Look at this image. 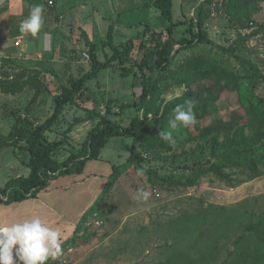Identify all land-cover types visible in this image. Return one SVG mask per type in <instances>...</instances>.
Listing matches in <instances>:
<instances>
[{
    "label": "rangeland",
    "instance_id": "rangeland-1",
    "mask_svg": "<svg viewBox=\"0 0 264 264\" xmlns=\"http://www.w3.org/2000/svg\"><path fill=\"white\" fill-rule=\"evenodd\" d=\"M180 1L176 0V19H185L188 25L192 20L195 31L200 20L213 44L181 51L146 101L140 95L149 76L141 77L137 50L126 58L124 70L116 64L88 82L84 105L106 106L112 96L119 99V108L138 102L123 115H113L126 127L138 117L142 127L133 143L123 137L111 140L105 156L116 162L103 197L71 236H62V256L47 264H264V2L189 0L184 14ZM83 2L86 12L77 8ZM153 2L0 0V153L24 155L30 131L53 114L54 99L66 83L64 72L70 66L81 68L84 55H89L83 50L89 35L82 23L89 13L97 17H92L88 31H100L106 42L109 24L104 20L111 21L114 31L120 20L134 27L124 24L127 28L113 34L116 45L123 49L135 41L152 48L157 35L152 32L163 28L159 16L146 10ZM36 4L44 9L38 33L42 41L36 53L29 51L26 62H20L19 49L32 36L21 34L19 25ZM115 9L120 14L115 16ZM71 10L73 19H60ZM144 18L152 27L147 35ZM188 27L177 28L176 37L181 39ZM20 38L24 40L18 44ZM50 59L55 66H47ZM8 86L18 93H4ZM190 97L196 101L197 123L175 132L177 143L171 146L160 132L168 129L175 106ZM79 109L68 105L47 138L62 139L72 126L74 132L77 117L89 111ZM66 139L67 144L53 153L59 165L78 154L84 143L74 133ZM71 166L76 169L78 162ZM138 169H143V177H137ZM10 173L24 175V170L17 171L0 154V187ZM138 189L152 193L147 203L134 199Z\"/></svg>",
    "mask_w": 264,
    "mask_h": 264
},
{
    "label": "trees",
    "instance_id": "trees-1",
    "mask_svg": "<svg viewBox=\"0 0 264 264\" xmlns=\"http://www.w3.org/2000/svg\"><path fill=\"white\" fill-rule=\"evenodd\" d=\"M263 1L264 0H258ZM238 3L237 1H235ZM244 3L250 4L251 0H243ZM235 4V3H234ZM155 7L160 11L162 17H164L170 26L163 33H154L153 47L147 48L145 43L140 42L137 46L135 41H130L125 47L121 49L114 43L113 29H110L108 33V41L104 42V47H109L113 51L111 57H107L106 61H100L98 58L97 45L88 40L89 56L91 69L80 78H72L69 80L70 86L62 85L60 87V93L55 97V109L51 117H49L44 123L37 124L33 130L30 131L27 140V151L30 153L29 168L31 174L27 178L19 180L17 183H11L8 187L0 192V206L3 204L20 203L28 199H34L38 197V194L46 190L51 180L58 179L59 177H66L72 174H80L83 172L89 161L99 160L101 158L102 151L107 146L109 140L114 137H123L135 139L141 130L142 122L138 117L132 119L131 124L128 127H123L114 123L108 118L112 114L110 105L113 101H109L106 111V116L101 115L98 125L90 131L86 141L81 146V151L78 154H72L63 165H59L53 159V153L67 144V135L72 132L73 126L70 127L66 133V137L50 141L46 134L51 132L55 125L58 123L63 115L65 108L68 105H76L79 101L85 99L88 95V82L93 79H97L99 75L107 69L120 66L121 69H125L126 58L133 53L143 54L138 67L141 77H148V86L143 88L140 95L142 101L148 100L152 91L158 87L159 82L163 79L165 73L171 66L175 57L184 50H188L191 47L208 43L213 44V41L209 39L208 33L204 30L201 21L197 22L196 27L198 31H195L194 22L187 24V21L174 20V0H154L153 4L148 7ZM181 26H189L187 33L181 38L176 37V29ZM151 30L149 25H146L145 34ZM165 35L167 38L165 39ZM179 46V49H176ZM123 76H129L128 72L123 71ZM4 93L17 94L18 90L14 86H8L4 89ZM262 99H260L261 101ZM138 102L132 104H124L122 109L128 107H138ZM252 110L254 106L250 105ZM88 114L90 111H87ZM91 115L89 118H91ZM88 118V119H89ZM81 119L76 120V125L82 123ZM85 156V157H84ZM78 162V167L72 168L71 164ZM232 161L228 162L231 164ZM6 197V200L4 199Z\"/></svg>",
    "mask_w": 264,
    "mask_h": 264
},
{
    "label": "crops",
    "instance_id": "crops-1",
    "mask_svg": "<svg viewBox=\"0 0 264 264\" xmlns=\"http://www.w3.org/2000/svg\"><path fill=\"white\" fill-rule=\"evenodd\" d=\"M179 1L180 0H178V2ZM180 2H181L180 7H183V9H184L183 13L186 14L185 9L188 8L187 4L190 1L189 0H181ZM111 3H112V1H111ZM176 6H177L176 0H174V20L176 22L186 21L185 19H182V18L178 19V20L176 19V8H177ZM80 7H82V9H83L82 11L87 10L85 8L84 2L81 3V5H79L77 8H80ZM146 10L150 11V12L153 11L155 13V15L159 16L160 20H162V22H163V24H162L163 28H162V30H159L160 31L159 33L165 32L166 29L170 26V23L164 17H162L160 11L157 10L153 6L149 7V9H146ZM74 11L75 10L66 11V13L64 15H60V19L63 21H65L66 18L73 19V17H74L73 15L75 14ZM118 14H120V9H118L117 11L115 9L114 15L116 16ZM93 16H95V18L97 17V15H95V13L94 14L89 13V16H88L89 18L86 19L82 23L84 24V29L87 30V32H88L89 41H91L97 45L99 60L100 61H106L107 57H111L113 55V51L111 50V48L103 46L104 42H106V39L103 38L104 36H100V31L97 30L98 33H96L95 32L96 30H94L93 34L90 33V31H88V29H89L88 24L90 22H92L91 19ZM118 17H120V16H118ZM162 18H164L165 20H163ZM101 19L104 20L102 17H101ZM143 20H145L144 24H146V25L150 24L148 21L149 19L144 18ZM104 21L108 22L109 31H110V29H113V28H110V25L112 24L110 20H104ZM124 24H128L129 26L126 25L128 27H132V26L134 27V25H131V23H120V20H119L115 26L116 30L115 31L113 30V32H114L113 34L116 35L117 31H119L121 28H127L124 26ZM137 24H138V25H136L137 28L139 26L141 27V25H139V23H137ZM181 27H186V26H181ZM181 27H178V28H181ZM143 32H145V31H143ZM154 32L158 33L157 30L156 31L154 30ZM47 38L49 40L48 41V44H49L48 47H50V51H51V50H53L52 49L53 48V44H52L53 36L51 35V33H50V35L47 36ZM41 41H42V39L40 38V34H38L36 37H31L29 43L26 46L23 45L24 47L22 46V48L19 49L20 50L19 54L21 53V57H19L20 62H26L24 57L26 56V54H28L29 51H35V53H36L37 47L40 46ZM117 46H119V45H117ZM83 47H84L83 48L84 53H89L88 52L89 47L86 45H84ZM102 51L105 53V57H104V55L101 54ZM140 56L142 57L143 54L142 55L140 54ZM55 62L56 61L50 59L49 62L47 63L48 64L47 66H51V65L55 66ZM82 62H84V64L82 65L81 68H79V67L77 68V67H73V66H70V68L69 67L67 68L68 72H66V71L64 72L65 77L63 79V82H66V83H62L61 85H64L67 87L70 86V84H69L70 79L80 78L81 76H83L85 73H87L91 69V64L89 62V59L85 58L82 60ZM79 71L80 72L83 71L84 73L80 74ZM74 72H78V75H73ZM103 73L104 72H102L99 76H102ZM125 78H127V77H125ZM128 78H131V77L128 76ZM65 79H68V80L64 81ZM87 97H88V95H87ZM85 99H83L82 101H79L76 105H73V106H79L83 112L85 111L84 109H86V110L88 109L90 112L92 111L91 118H89L87 111H85L86 114H84V115L80 114V116L77 117V119H81L83 122L76 125L74 127V129H75L74 132L72 130V132L70 134H68L69 136L72 133H74L75 135H80L83 137V140L85 142L90 131L93 130L98 125V123L100 121L99 114L106 116V112L104 110H105V107L107 108L108 103L111 100L113 101V103L110 105L112 114H110L108 116V118L111 119L114 123L123 126L122 123L120 124V122H121L120 120H122V118L121 117L117 118V117H114V115H113V114H117V115L121 116V115H123L124 111L127 109V108L122 109L123 105L120 107L121 109L119 108L120 104H119L118 98H115L113 96L107 97V100H105L106 106L103 105L102 107H100V106L95 107V106H91V105H90L91 106L90 107L88 105H84L82 102ZM69 107H71V105H69ZM75 108L78 109V107H75ZM99 108H100V110H103V111H101V113H100V111H98ZM81 109H79V110H81ZM129 121L130 120H128V122ZM44 122H41V123H44ZM41 123H39V124H41ZM130 124H131V122H130ZM123 127H126V126H123ZM2 136L4 138H7L8 134L6 133ZM114 138H111L109 140L107 146L102 151L101 158L99 160L89 161L82 173L72 174L70 176L59 177L58 179L51 180L48 188L46 190L40 192L38 194L37 198L28 199V200H25V201L20 202V203L16 202V203H11V204L1 205L0 206V224H10V223L17 222V221H23L25 219H33V218L39 217L49 227L59 228L62 232V236H71L73 228L74 227L76 228L77 224L84 217V215H86L90 210H92V208H94L98 204L100 197H103L105 186H107V184H109L111 177H113L116 158L114 157L112 161L106 159L105 151L108 149V147L110 146L111 140ZM133 140L134 139H132V143H133ZM7 152L12 153L13 156L7 155ZM7 152L4 151L3 153H0V154H5L7 156V159H9L11 161L12 165L15 166V168H17V171H20L21 169H23L24 175H18L17 176V174L14 175V174L10 173V176L8 177V179H6L3 186L0 187V192L2 190H4L6 187H8L9 185H11V183H13V182L17 183L19 180H21L23 178H27L31 174V169L29 168L31 156H30V153L27 151V148L25 150L24 155L17 153L18 157H17V154L15 153V151H7ZM17 152H20V151L18 150ZM14 156L17 158H15ZM18 158H20V160ZM12 159H13V161H12ZM64 179H66V182H61V180H64ZM69 192H72L75 195L72 196V195H70Z\"/></svg>",
    "mask_w": 264,
    "mask_h": 264
},
{
    "label": "clouds",
    "instance_id": "clouds-1",
    "mask_svg": "<svg viewBox=\"0 0 264 264\" xmlns=\"http://www.w3.org/2000/svg\"><path fill=\"white\" fill-rule=\"evenodd\" d=\"M43 11V5H33L28 17L20 22V33L36 37L43 26ZM175 95L178 97L181 92L177 90ZM195 105L196 101L191 97L184 104L176 105L173 117L168 121V129L160 132V138L175 146L177 139L174 133L197 123L193 112ZM136 175L143 177L145 173L138 169ZM151 196L150 191L138 189L134 199L147 203ZM61 240V230L49 227L39 217L0 224V264H47L49 260H58L63 252Z\"/></svg>",
    "mask_w": 264,
    "mask_h": 264
},
{
    "label": "built area",
    "instance_id": "built-area-1",
    "mask_svg": "<svg viewBox=\"0 0 264 264\" xmlns=\"http://www.w3.org/2000/svg\"><path fill=\"white\" fill-rule=\"evenodd\" d=\"M49 5H50V7H55V4H54L53 1H50V2H49ZM23 40H24L23 38H20V39L18 40V44L23 43ZM84 56H85L86 59H90V56H89V55L85 54ZM0 83H1V75H0Z\"/></svg>",
    "mask_w": 264,
    "mask_h": 264
}]
</instances>
